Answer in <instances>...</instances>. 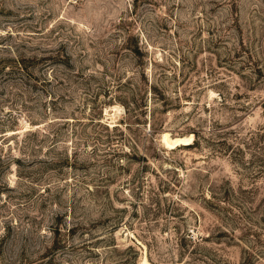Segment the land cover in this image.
Masks as SVG:
<instances>
[{
    "label": "rangeland",
    "instance_id": "obj_1",
    "mask_svg": "<svg viewBox=\"0 0 264 264\" xmlns=\"http://www.w3.org/2000/svg\"><path fill=\"white\" fill-rule=\"evenodd\" d=\"M143 257L264 264V0H0V264Z\"/></svg>",
    "mask_w": 264,
    "mask_h": 264
},
{
    "label": "bare ground",
    "instance_id": "obj_2",
    "mask_svg": "<svg viewBox=\"0 0 264 264\" xmlns=\"http://www.w3.org/2000/svg\"><path fill=\"white\" fill-rule=\"evenodd\" d=\"M161 140L164 141L165 145L168 147H175L179 144H185L193 140V135L188 134L185 136H171L168 132H164L161 135ZM186 145V144H185ZM180 146V145H179ZM140 264H150L146 257H143Z\"/></svg>",
    "mask_w": 264,
    "mask_h": 264
},
{
    "label": "trees",
    "instance_id": "obj_3",
    "mask_svg": "<svg viewBox=\"0 0 264 264\" xmlns=\"http://www.w3.org/2000/svg\"><path fill=\"white\" fill-rule=\"evenodd\" d=\"M19 65V68H22V63H21V61L18 63ZM125 106V105H124ZM126 107V106H125ZM29 133L31 132V131H28ZM194 133V135L196 136V132H193ZM194 242V241H193Z\"/></svg>",
    "mask_w": 264,
    "mask_h": 264
}]
</instances>
